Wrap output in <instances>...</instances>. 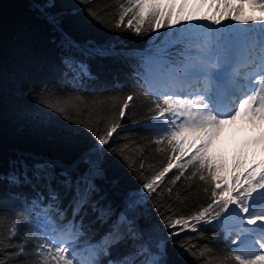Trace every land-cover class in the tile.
Listing matches in <instances>:
<instances>
[{"label": "snow or ice", "instance_id": "snow-or-ice-1", "mask_svg": "<svg viewBox=\"0 0 264 264\" xmlns=\"http://www.w3.org/2000/svg\"><path fill=\"white\" fill-rule=\"evenodd\" d=\"M82 2L91 3V0ZM46 7H54V4L49 3ZM205 7L208 12L201 14ZM89 15L104 23L98 12L89 10ZM116 15V29L123 25L137 35L142 30L168 27L170 32L158 49L161 53L185 36L184 32L172 29V25L181 21H208L220 26L215 41L210 42L216 46L206 45L198 47L195 52L183 53L179 66L164 74L163 87L155 88L151 76L144 78L149 92L157 97L151 109L155 113L151 119L157 131L153 143L158 146L157 152L168 155L166 166L154 171L150 177L141 172L139 178L145 181L142 188L147 194L156 193L163 197L166 193L171 200L173 186L185 177V171L191 166V174L185 179H198L204 185L200 191L209 202L188 216L177 214L170 203L167 211L171 215L161 213L165 227L177 229L170 234L179 235L188 229L196 232L201 222L218 220L228 228L237 229L235 239L231 240L236 247L215 261L211 259V249L201 250L199 255L205 259V264H227L228 261L264 264V158L255 160L257 150L264 154V0H120ZM126 17L129 18L124 24ZM48 19L54 28L60 29L58 15H50ZM222 21H228V24H222ZM251 26L259 28L258 42L252 35L256 29ZM62 34L69 50L64 64L74 75L93 78L88 60L117 54L112 46L80 43L66 33ZM257 43L258 49L253 47ZM230 44L248 46L237 49L238 55L234 57L230 54ZM160 62L167 63V60L161 57ZM145 67L150 68L151 62ZM242 68L246 69L243 73ZM133 98L129 93L118 104L115 103L118 98H112L113 108H118V112L113 111L103 130L94 128L87 118L74 119L71 115L80 105L88 107L83 96L68 95L56 97L55 102L50 99L39 102L66 120L83 124L98 145L103 146L108 145L113 134L122 128L121 121ZM89 103L103 104L104 100L95 98ZM237 124L247 126L252 132L244 145L246 149H252L250 167L246 151L241 158H233L231 167L211 152V145L224 126ZM162 144L164 147H159ZM130 150L131 146L125 145L113 151L121 155L129 168L137 170L135 161L125 155ZM100 151L103 149H97ZM94 156L95 153L85 154L71 165L44 158H33L29 164L21 159L16 170L7 176L0 175V180L13 186L24 184L33 189L34 198L28 210L34 212L40 222L38 231L48 233L45 236L34 234L37 242L29 253V240L11 243L17 236V225L13 221L6 237L10 243L6 247L0 246V264L26 261L30 256L36 258L35 264H167L162 259L166 241L158 235L159 226L149 223L142 227L139 223L142 217L140 207L144 203L142 198L133 199L137 194L130 193L124 210L119 213L111 204H101L95 198L99 192L95 181L102 174V161ZM184 157L188 159L182 160ZM139 169H144L143 160ZM173 169L178 170V174L167 182V187H161L166 174ZM180 195L177 192L175 199L184 203ZM45 202L46 206L41 207ZM37 208L40 211L36 212ZM88 210L107 228L99 240L94 243L85 241L79 250L76 241L83 235L81 229ZM52 211L66 222L57 227L49 215ZM69 212L71 218H68ZM187 244L193 247L191 240ZM121 245L127 250L121 252Z\"/></svg>", "mask_w": 264, "mask_h": 264}, {"label": "trees", "instance_id": "trees-1", "mask_svg": "<svg viewBox=\"0 0 264 264\" xmlns=\"http://www.w3.org/2000/svg\"><path fill=\"white\" fill-rule=\"evenodd\" d=\"M119 2L120 0H91V3H84L82 0H0V175L7 176L16 170L21 159L29 164L33 158H44L71 165L81 156L95 153L94 158L98 156L102 161V174L95 181L99 188L95 198L101 204H111L117 213L124 210L130 193L137 194L133 199L142 198L144 203L140 207L142 217L139 223L142 227L149 223L159 226L158 235L166 241L162 259L167 264H205V259L199 255L203 249L212 250L211 259L214 261L217 257L223 258L236 247L231 240L235 239L237 229L226 230L218 220H213L211 223L201 222L196 232L188 229L173 236L170 233L177 229H169L164 225L161 213L171 215L167 211L170 203L177 214L188 216L201 206H207L209 202L200 191L204 185L198 179H185L191 174V166L185 171V177H181L173 186L171 200L166 193L163 197L156 193L149 195L142 188L145 181L139 178L141 172L145 177H150L167 163L168 153L157 152L158 146L153 143L157 131L153 127L155 122L151 118L155 113L151 109L157 97L149 92L143 75L146 72V58L159 53L161 42L170 29H147L145 24L147 30H142L139 35L123 25L116 29L114 24L118 19L116 14ZM49 3L54 4V7H46ZM205 9L206 7L201 14ZM89 10L98 12L104 23L94 20L89 15ZM50 15H58L59 30L49 22ZM128 18H125L124 24ZM196 22L181 21L180 24L172 25V29L184 32L185 36L167 49L173 54L181 55L186 51L195 52L198 47L210 46V33L198 32ZM62 33L80 43L94 42L97 45L112 46L117 54L88 60L93 78L74 75L64 64L69 50ZM175 59L173 65L180 62L178 58ZM171 65L167 61L162 67L167 70ZM129 93L134 98L121 121L122 128L113 134L108 145L103 146L98 145L95 137L83 124L66 120L39 102L42 99L55 102L56 97L68 95L83 96L88 107L80 105L71 115L74 119L87 118V122L94 128L103 130L113 111L118 112V108H113L112 98H118L115 101L118 104ZM95 98L104 100V103L90 104ZM230 143L232 148L228 149L224 139L216 137L211 145L212 154L231 167L233 158H241L246 151L250 167L253 160L252 149H246L245 141L242 142L236 135L230 137ZM125 145L131 146V150L125 155L135 161L137 170L129 168L121 155L113 151ZM97 149L103 151L97 152ZM261 158H264V154L257 150L255 160L259 161ZM187 159L188 157L182 158L184 161ZM142 160L144 169H139ZM149 165L153 167L149 168ZM177 174L176 169L167 173L161 187H167V182ZM243 178L242 176L241 179ZM187 185L191 187L186 188ZM177 192L181 194L180 199L184 203L175 199ZM33 198L30 186H13L6 180H0V246L6 247L10 243L6 237L13 221L17 225V236L11 243L29 240V253L32 252V245L37 242V235L48 234L38 231L40 222L34 212L28 210ZM44 206L46 202L41 207ZM49 215L57 227L66 222L59 219L56 211ZM68 218H71L70 212ZM106 228L107 225L95 220V214L88 210L81 229L83 235L76 241L77 248L82 250L85 241L94 243L99 240ZM189 240L193 247L188 246ZM126 250L124 245L120 246L121 252ZM35 261L36 258L30 256L26 261L21 259L13 264H35ZM227 264L236 262L228 261Z\"/></svg>", "mask_w": 264, "mask_h": 264}, {"label": "rangeland", "instance_id": "rangeland-1", "mask_svg": "<svg viewBox=\"0 0 264 264\" xmlns=\"http://www.w3.org/2000/svg\"><path fill=\"white\" fill-rule=\"evenodd\" d=\"M205 12H208V8L206 7ZM222 24L227 25L228 21H222ZM233 25H235V22H233ZM242 28H249L250 26H239ZM254 27L256 29V31L254 33H252V35H254L256 37V40L258 42L259 38H260V32H259V28L258 26H251ZM195 28H197L198 32H202V33H210V37H211V42L215 41V37L217 35L216 30L220 28L219 25H215V24H211L208 21H197L195 24ZM210 46L215 47L216 45L214 43H211ZM248 45H235V50L236 49H241L243 47H247ZM253 47L258 49V43L253 45ZM174 55V56H172ZM161 57H163L164 59H166L167 61H170L172 63V65L170 66V68H168L167 70L163 69V63L160 62ZM175 58L179 59V63L174 64V61H176ZM183 54L178 55V54H173L171 51H169L168 49H166V51H164L163 53L159 52L156 55H152V56H148L146 58V62L145 65L151 62V67L150 68H146V72L143 75L144 78L151 76L152 72H155V77H151L152 79V83L153 85H161L164 81V74L167 73L171 68L177 67L179 66V64L183 61ZM144 65V66H145ZM153 67V69H152ZM242 73L244 71H246V69H241ZM238 136V138L240 137V139L242 140V142H244L249 136L252 135V132L250 129L247 128V126L245 127H241L239 124L237 125H229V126H224L223 130L218 134L217 138H222L224 139L227 148L230 149L232 148V145L230 143V137L231 136ZM231 156V154H230ZM226 230H229V228L227 226H225Z\"/></svg>", "mask_w": 264, "mask_h": 264}, {"label": "bare ground", "instance_id": "bare-ground-1", "mask_svg": "<svg viewBox=\"0 0 264 264\" xmlns=\"http://www.w3.org/2000/svg\"><path fill=\"white\" fill-rule=\"evenodd\" d=\"M231 51H235V49H231L230 52H231ZM236 52H237V51H236ZM237 53H238V52H237ZM152 69H153V67H152ZM151 77H155V72H152V73H151Z\"/></svg>", "mask_w": 264, "mask_h": 264}, {"label": "water", "instance_id": "water-1", "mask_svg": "<svg viewBox=\"0 0 264 264\" xmlns=\"http://www.w3.org/2000/svg\"><path fill=\"white\" fill-rule=\"evenodd\" d=\"M229 47H233V45L230 44Z\"/></svg>", "mask_w": 264, "mask_h": 264}]
</instances>
